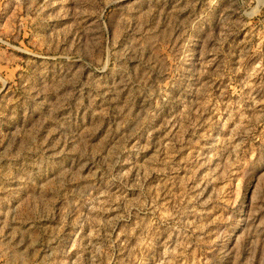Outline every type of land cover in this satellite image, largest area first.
<instances>
[{
  "label": "rangeland",
  "instance_id": "obj_1",
  "mask_svg": "<svg viewBox=\"0 0 264 264\" xmlns=\"http://www.w3.org/2000/svg\"><path fill=\"white\" fill-rule=\"evenodd\" d=\"M0 264H264V0H0Z\"/></svg>",
  "mask_w": 264,
  "mask_h": 264
}]
</instances>
